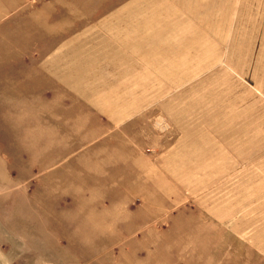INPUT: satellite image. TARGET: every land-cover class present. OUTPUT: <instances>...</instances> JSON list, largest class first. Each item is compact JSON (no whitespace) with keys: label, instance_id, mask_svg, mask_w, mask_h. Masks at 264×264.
Instances as JSON below:
<instances>
[{"label":"rangeland","instance_id":"374dc122","mask_svg":"<svg viewBox=\"0 0 264 264\" xmlns=\"http://www.w3.org/2000/svg\"><path fill=\"white\" fill-rule=\"evenodd\" d=\"M0 264H264V0H0Z\"/></svg>","mask_w":264,"mask_h":264},{"label":"crops","instance_id":"0c3cea01","mask_svg":"<svg viewBox=\"0 0 264 264\" xmlns=\"http://www.w3.org/2000/svg\"><path fill=\"white\" fill-rule=\"evenodd\" d=\"M191 1V0H190ZM192 1H194V0H192ZM186 13H188V14H191L190 13V11H188V12H186ZM149 24L148 25H146V28H145V31H155L153 28H149ZM175 26V27H174ZM169 27H165L164 25L163 26H161V28L160 29H158V30H160V31H167V29H168ZM131 31L132 30H139L138 29V27L137 28H134V27H130L129 28ZM173 30L174 31H181V30H184V31H190V30H193V31H195L196 30V25H195V23L193 22V25H192V27H191V23H188V24H181V27H180V23H178V24H173Z\"/></svg>","mask_w":264,"mask_h":264}]
</instances>
